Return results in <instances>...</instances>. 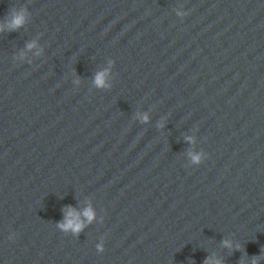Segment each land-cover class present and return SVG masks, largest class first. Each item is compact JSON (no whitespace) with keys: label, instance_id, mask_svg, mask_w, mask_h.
I'll return each instance as SVG.
<instances>
[{"label":"clouds","instance_id":"clouds-1","mask_svg":"<svg viewBox=\"0 0 264 264\" xmlns=\"http://www.w3.org/2000/svg\"><path fill=\"white\" fill-rule=\"evenodd\" d=\"M28 18V10L26 7H21L19 9H13L10 11L8 19L4 22V24H0V31H3L6 27L9 31H15L21 27H23L27 21ZM29 49H32L35 47V43H29L27 45ZM108 75V70H104L101 72H98L95 76L94 83L97 87H106V77ZM142 120L147 121L148 117L147 115H143ZM191 140V138H189ZM192 161L193 163H200L201 162V156L199 154H193L192 155ZM83 216L87 218L89 222H91L94 219V212L91 207L86 208L83 212ZM80 214L77 213L74 209L71 207L67 208L65 210V218L64 220L58 224V227L67 232L71 231L73 234L78 235L84 228V223L80 220ZM225 246H231L230 242L225 241ZM97 250L99 252L104 251L103 245H97ZM205 264H220V261L216 260L213 261L212 259H207L205 261ZM252 264H257V258L254 257L252 260Z\"/></svg>","mask_w":264,"mask_h":264}]
</instances>
